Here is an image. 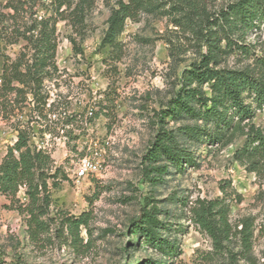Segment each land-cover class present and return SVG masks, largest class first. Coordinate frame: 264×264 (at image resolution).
<instances>
[{
	"label": "rangeland",
	"instance_id": "374dc122",
	"mask_svg": "<svg viewBox=\"0 0 264 264\" xmlns=\"http://www.w3.org/2000/svg\"><path fill=\"white\" fill-rule=\"evenodd\" d=\"M93 1L84 27L73 28L66 21L57 25L58 72L45 81L43 90L48 103L54 102L51 109L41 106L34 111L31 95L24 98L7 92L0 81V165L9 147L18 140L17 130L26 129L33 132L35 145L51 151L52 176L58 170L57 176L48 181L51 205L45 220L50 229L38 239L29 238L27 216L20 213L21 206L28 203L26 191L21 190L16 199L0 193V250L5 263L225 264L227 256L215 254L211 238L191 221L189 209L172 201L178 194L189 198L190 206L197 200L224 199L230 207L233 227L251 219L255 264H264V159L257 171L236 159L245 138H236L226 148L192 147L197 164L185 165L183 173L171 169L162 185H150L143 175L144 158L162 126L157 114L179 91L184 70L209 54L208 44L187 28L175 26L173 17L141 13L136 20L127 22L117 40L118 48H103L107 21L120 0ZM176 1L159 0L163 10H169ZM237 1L204 3L211 20L219 21L221 14ZM7 2L0 0V12H10L4 8ZM255 24L257 27L244 36H231L246 50L221 54L219 68L259 70L257 60L264 58V25ZM209 28L219 30L217 26ZM72 39L82 54L76 55ZM226 43L222 40V49ZM25 49L26 42L22 40L7 45L0 39V73L5 61L15 62ZM91 110L98 115L89 117ZM51 112L76 116L75 122L62 133L63 120L55 122ZM254 123L264 132V111L257 112ZM181 125L168 120L166 128ZM108 140L112 145L105 147ZM94 152L102 155L107 168L77 184L78 160ZM145 198L159 203L160 219L169 227L166 235L179 243L180 255L172 260L131 234ZM84 213L90 214V221L89 233L83 229L82 238L84 244L89 243L74 252L62 224L67 217ZM228 247L238 252L239 238H234Z\"/></svg>",
	"mask_w": 264,
	"mask_h": 264
},
{
	"label": "trees",
	"instance_id": "16d2710c",
	"mask_svg": "<svg viewBox=\"0 0 264 264\" xmlns=\"http://www.w3.org/2000/svg\"><path fill=\"white\" fill-rule=\"evenodd\" d=\"M93 6V0H8L4 8L10 12H0V39L7 45L22 40L26 42V49L15 62H4L3 73H0L2 89L24 98L31 95L34 111L41 106L46 108L49 98L43 96L45 81L58 72L55 61L57 25L66 21L73 28L84 27ZM205 6L204 0H177L169 10H163L159 0H120L107 21L103 48H118L117 40L125 32L127 22L136 20L141 13L173 17L175 26L201 36L209 46V54L201 62L184 70L179 91L157 114L162 126L144 158L143 172L146 182L153 186L164 184L171 169L183 173L185 165L195 166L194 146L226 148L236 138L243 137L245 143L236 152V159L243 165L249 163L253 166L252 171H257L264 159V132L254 123L257 112L264 111V58L257 60L260 64L257 71L219 68L221 54L246 50L231 36H244L245 32L257 27L255 23L264 25V0H238L221 14L219 21L211 20ZM212 26L219 30H211L209 27ZM222 40L227 42L225 49L221 47ZM72 44L77 56L83 53L75 39ZM53 106L54 102L50 109ZM75 117L66 115L63 127L72 125ZM168 120L183 125L168 129ZM17 131L18 140L9 147L0 165V193L16 199L21 187H26L28 203L21 206L20 213L26 214L29 238L35 240L50 229L45 220L51 205L48 181L57 176L58 170L52 176V158L33 144V132ZM40 132L43 134L42 130ZM172 201L180 208L189 209L191 221L211 238L215 254L227 256L225 264H240L241 261L255 264V231L251 219H244L233 227L230 207L224 199L197 200L190 206L189 198L175 194ZM159 207L155 199L145 198L141 215L132 224L131 234L146 247L172 260L180 255L179 243L166 235L169 227L160 219L162 210ZM167 218H170L169 213ZM89 221L88 213L63 221L72 251L80 252V248L88 245L89 242L84 244L82 230L89 233ZM234 238L240 241L238 252L228 247ZM21 263L13 260L10 264ZM0 264H6L1 250Z\"/></svg>",
	"mask_w": 264,
	"mask_h": 264
},
{
	"label": "built area",
	"instance_id": "2783aa9c",
	"mask_svg": "<svg viewBox=\"0 0 264 264\" xmlns=\"http://www.w3.org/2000/svg\"><path fill=\"white\" fill-rule=\"evenodd\" d=\"M51 103H49L48 107L50 108ZM53 114V119L55 122L59 123L61 120L64 119V117H66V113L63 114H57V113H52ZM94 111L91 110L88 112V116L89 117H94ZM69 127L64 128L62 126L61 128V132L62 133H66V129H68ZM50 138V136H49ZM34 144V143H33ZM35 145V144H34ZM110 145H112V142L110 140L106 141L104 143L105 147H109ZM38 150H44L48 155L52 157V153L50 150H48L46 147H42V146H37L35 145ZM107 167L104 165V161L102 159V155L99 152H94L91 154H87L85 156H82L79 160L78 163L76 165V169H75V179L77 180V184H79L81 181L91 177V176H95L97 174L102 173ZM21 190H25L26 191V187H21ZM21 192V191H20Z\"/></svg>",
	"mask_w": 264,
	"mask_h": 264
}]
</instances>
